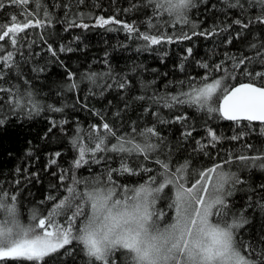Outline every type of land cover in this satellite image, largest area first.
<instances>
[{"label": "snow or ice", "instance_id": "snow-or-ice-1", "mask_svg": "<svg viewBox=\"0 0 264 264\" xmlns=\"http://www.w3.org/2000/svg\"><path fill=\"white\" fill-rule=\"evenodd\" d=\"M77 2L82 4L84 0ZM223 2L228 8L238 9L241 17H247V22L242 18L232 21L241 30H247L252 25L264 26V0ZM7 4L20 9V12L11 14L7 23H0V126L16 116L31 118L42 111H63L39 99L30 81L24 80V87L8 81L12 72L21 78L20 64L37 55L32 52L36 41L29 39L35 30H41L39 39L47 44L43 31L53 25L51 12L43 0H7ZM30 5L35 7L30 8ZM146 6L153 12L148 19V26L152 29L156 27L152 19H163L165 16L173 24L192 23L189 10L195 7V3L194 0H147ZM63 7L70 9L71 4ZM5 8L6 3L0 0V10ZM66 22L68 28L89 27L75 20ZM113 24L121 26L130 39L143 41L145 49L178 40H191L197 35L206 38L217 35L216 28L192 31L191 35L186 32L179 36L168 35L158 30L152 34L151 31L141 32L135 23H127L114 16L95 18V26ZM230 27L232 25L227 26ZM227 28L220 31H227ZM239 35L241 33L238 32ZM227 43H232L231 37ZM249 47L255 50L252 56L226 54L224 60L215 64L198 62V66L205 70L202 76L198 74L199 79L188 78L187 89L175 94H153L152 103L168 109L187 105L205 111L209 116L215 114L214 118L231 121L238 127L247 122L244 126L250 131L259 124V135L264 136V44H251ZM65 50L70 52L73 49L59 48V52ZM47 51L58 59V52L52 44H47ZM187 52L191 55L192 49L188 48ZM253 65H259L260 70H255ZM217 73L219 75H214ZM98 75L112 80V83L103 85L104 90L129 87L128 80L117 79L111 74V69L100 74L90 73L86 78L95 85ZM68 78L72 80L73 74L68 73ZM241 78L243 82L230 83ZM179 83L183 89L185 82ZM67 87L74 90L79 85L73 82ZM137 99L145 100L146 97ZM145 112H148L147 108ZM93 114L99 117L100 122L92 124L87 135L77 127L71 141L76 156L69 168L62 169L59 175L64 194L57 197L50 195L40 202L52 203V207L45 210L46 214L34 207L30 223L23 224L19 216V193L0 184V264H48L49 258L62 252L73 255L76 248L87 258L86 264H264V246L257 247L251 241L243 240L240 230L247 220L243 210L239 215L233 211L228 199L234 194L235 186L243 183L230 166L239 163L264 170V148L245 144V154L236 155L227 150L225 158H219L218 154L217 161L210 167L192 169L188 160L174 164L170 147L167 159L160 158L166 138L161 136L156 125L139 129L133 121L130 132L121 134L99 111ZM151 114L159 117L158 112ZM187 118V115H177L171 122L183 123ZM159 122L170 123L166 120ZM66 123L65 120L59 121L60 125ZM51 124L55 128L57 121L53 119ZM193 131L186 129L181 134L182 138L187 141L193 136ZM250 131H238L231 137H223L212 128H207V142L197 140L194 150L210 156L207 148H216L225 139L242 141ZM110 154L120 158L118 167L110 166L113 158ZM60 155V152L55 153L56 157ZM133 158L136 160L135 167L132 166ZM103 162H108L109 166L95 176L81 178L76 174V170L85 165H100ZM145 162L158 167L149 168ZM48 163L49 166L55 165L57 161L50 159ZM16 171L19 173L20 169ZM142 174H147V179L138 185L119 182V177ZM19 183L15 181L17 186ZM260 188L264 190V185ZM165 189L172 191L167 205L170 211L157 208V201ZM259 206L264 209V204ZM261 240L264 241V238Z\"/></svg>", "mask_w": 264, "mask_h": 264}, {"label": "trees", "instance_id": "trees-1", "mask_svg": "<svg viewBox=\"0 0 264 264\" xmlns=\"http://www.w3.org/2000/svg\"><path fill=\"white\" fill-rule=\"evenodd\" d=\"M4 2L6 8L0 10V23H7L11 14L20 12V9L9 6L7 0ZM43 2L54 21L51 27L43 31V35L47 44H52L57 50L58 59L50 55L47 44L39 39L41 30H35L29 39H35L32 52L37 55L20 64L21 78H17L15 72H12L8 81L20 84L21 87L25 86L24 80L30 81L39 99L60 107L63 111H42L31 118L16 116L0 126V184L5 189L19 193V216L23 224L30 223L29 217L34 207L44 214L46 209L52 207L51 202L40 203L46 197L64 194L60 188L59 175L62 169L69 168L76 156L71 141L76 135L77 127L82 128L87 135L90 126L100 122L99 117L93 114L95 111H99L121 134L130 132L133 121L139 129L156 125L161 136L166 138L164 151L159 153L160 158L167 159L166 153L170 147L173 163L180 164L188 160L192 169L210 167L217 161L218 154L219 158H225L227 150L236 155L245 154V144L264 148V136L259 135V124L254 125V130L250 131L244 126L247 122L238 127L231 121L214 118L215 114L209 116L205 111H198L194 107L184 105L168 109L153 104L151 100L153 94L159 96L186 90L188 78L199 79L198 74H204L205 70L198 66V62L215 64L224 60L226 54L254 55L255 50L249 45L264 44V26L252 25L247 30H241L238 25L232 24V21L242 18L247 22V17H241L238 9L228 8L223 0H194L195 7L189 10V20L192 23L173 24L165 16L163 19L153 18L152 24L156 27L152 29L148 26V19L153 16V12L146 6L147 0H84L82 4L77 0ZM65 4H71L70 9H65ZM133 5L136 7L133 8ZM125 9L131 10L125 12ZM98 16H114L121 21L135 23L141 32L151 31L152 34H156L158 30L167 32L168 35L179 36L185 32L191 35L192 31L203 32L216 28L217 35L208 38L197 35L191 40H178L145 49L143 41L130 39L119 25L95 26V18ZM72 20L76 23H86L89 27L68 28L66 21ZM228 25L232 27L227 28ZM224 28H227V31H220ZM238 32L241 35L237 36ZM230 37L231 44L227 43ZM61 46L73 50L59 52ZM188 48L192 49L191 55L187 52ZM253 68L260 70L259 65H253ZM109 69L117 79H127L129 87L123 90L116 87L104 90L103 85L112 83L111 79L98 75L97 84L94 85L86 78L90 73H105ZM68 73L73 74L72 80H69ZM181 81L185 82L183 89L180 88ZM73 82L79 87L69 90L67 85ZM239 82H243V79L230 83ZM140 96H145L146 99H137ZM146 108L148 112H145ZM156 112L159 117L151 114ZM177 115H187L188 118L183 123L171 122ZM53 119L57 121L55 128H52L51 124ZM60 120L67 123L60 125ZM160 120L170 123H160ZM49 128H52V131L49 132ZM207 128H212L223 137H231L238 131H250V134L242 141L225 139L216 148H207L210 156H205L194 149L197 147V140L207 142ZM186 129H194L193 136L187 141L181 136ZM57 152L61 153L59 157L55 156ZM253 152L247 154L251 155ZM110 155L113 157L110 166L118 167L120 158L115 154ZM50 159H56L57 163L49 166ZM145 163L149 168L158 167L151 162ZM108 166V162L100 165L88 164L76 170V174L81 178L91 177ZM132 166H136L135 158ZM17 168L20 169L19 173ZM230 170L236 172L243 181L235 186L234 194L228 198L233 211L239 215L243 210V216L247 220L240 230V236L257 247L264 246V241L261 240L264 238V209L259 206L264 204V190L260 188L264 185V170L259 167H245L239 163L231 165ZM152 174L155 175V172ZM146 179L147 174L126 175L119 177V182L135 186ZM17 180L20 182L18 186L15 184ZM171 196L172 191L165 189L157 201V208L170 211L167 205ZM86 259L79 248H76L73 255L62 252L59 256L49 258L48 264H86Z\"/></svg>", "mask_w": 264, "mask_h": 264}]
</instances>
